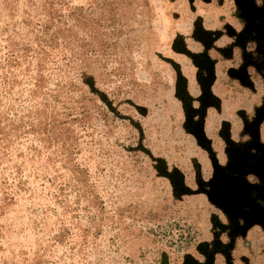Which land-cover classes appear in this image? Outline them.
<instances>
[{
    "label": "rangeland",
    "instance_id": "1",
    "mask_svg": "<svg viewBox=\"0 0 264 264\" xmlns=\"http://www.w3.org/2000/svg\"><path fill=\"white\" fill-rule=\"evenodd\" d=\"M239 18L238 0H0V264H224L215 240L264 264V231L228 239L208 196L255 106L264 144L240 55L264 45Z\"/></svg>",
    "mask_w": 264,
    "mask_h": 264
},
{
    "label": "flooded vegetation",
    "instance_id": "2",
    "mask_svg": "<svg viewBox=\"0 0 264 264\" xmlns=\"http://www.w3.org/2000/svg\"><path fill=\"white\" fill-rule=\"evenodd\" d=\"M238 3L242 16V18H239L238 23L242 26L247 23L250 28V34L246 41L251 42L255 47L258 41L261 42L262 37L261 43L264 45V35L261 34L264 30V9H262L264 0H238ZM256 15H260V17H256ZM240 51L244 67L255 68L262 81L261 104L263 105L264 69H261V67H264V52L261 56L255 52L245 53L241 49ZM256 111L257 106L253 108V113L245 118L241 130L242 139L233 140L234 146H227L226 159L221 164L220 171L215 173V175L219 174L223 178L219 184L224 189L220 190V193L223 192L224 194L222 204L224 210L228 213L225 214L226 221L220 223L222 230L220 228L219 232L225 233L228 239L231 234H239L253 225L264 231V144L259 139L258 132H255L254 137L251 135L254 130L253 123L255 120L253 119L256 116ZM215 179L219 180L218 177ZM216 187L215 185L211 189L212 195L217 192ZM231 225H234V228H231ZM215 241H212L210 245L208 244L207 251L215 249L213 254L220 251L224 257V264H232L231 258L227 256V250L223 248L226 244ZM210 260L204 259L199 264H213Z\"/></svg>",
    "mask_w": 264,
    "mask_h": 264
},
{
    "label": "water",
    "instance_id": "3",
    "mask_svg": "<svg viewBox=\"0 0 264 264\" xmlns=\"http://www.w3.org/2000/svg\"><path fill=\"white\" fill-rule=\"evenodd\" d=\"M211 79H212V75L210 74V75H208V78L205 80V86H204V88H203V92H208V86H209V84H210V82H211ZM258 119H260V118H258ZM202 135V134H201ZM200 136V135H199ZM224 188H222V187H220V190H223ZM220 194V197H218L217 199L213 196V197H211L210 195H208L209 196V198L210 199H214V201L216 202V203H218V205L219 206H221L222 205V202L224 201V195L222 196V193H219ZM217 200V201H216ZM225 211V210H224ZM225 213H227L226 211H225ZM228 214V213H227ZM259 221L261 220V219H258ZM264 222V221H263ZM247 227H248V224L246 225Z\"/></svg>",
    "mask_w": 264,
    "mask_h": 264
}]
</instances>
